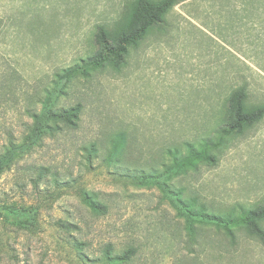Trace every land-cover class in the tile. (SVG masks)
Wrapping results in <instances>:
<instances>
[{"label":"rangeland","instance_id":"obj_1","mask_svg":"<svg viewBox=\"0 0 264 264\" xmlns=\"http://www.w3.org/2000/svg\"><path fill=\"white\" fill-rule=\"evenodd\" d=\"M127 2H0V158L11 150L0 170V264H264V244L245 225L229 232L194 214L197 204L216 213L264 205V116L242 134L219 130L234 87L247 84L248 102L264 104V74L195 32L177 6L122 68L93 66L104 53L98 27L114 26ZM46 102L81 112L74 125L34 133ZM208 139L215 160L165 189L143 177L164 169L171 148L185 155ZM128 249V261L104 256Z\"/></svg>","mask_w":264,"mask_h":264},{"label":"trees","instance_id":"obj_2","mask_svg":"<svg viewBox=\"0 0 264 264\" xmlns=\"http://www.w3.org/2000/svg\"><path fill=\"white\" fill-rule=\"evenodd\" d=\"M180 1L182 0H128L114 26L98 27L97 41L102 45L104 53H100L99 57L94 59L93 66H99L104 61L112 60L117 69L122 68L126 64V57L130 48L139 46L147 36L154 32L155 27H161L165 22L167 13ZM247 97L248 93L246 88L240 87L235 89L228 98L225 119H223V124L227 127H224L222 124L221 129L219 128L222 133L220 138L223 137V134H242L246 130L254 127L263 117L264 105H253L247 101ZM80 112V105L54 111L46 102L40 113L33 114L35 121L34 133H38L40 130L42 132L57 130L60 122L74 125L75 119L79 117ZM210 139L206 142H199L198 144L189 143L185 145L187 151L185 155H181V148H171L169 150L170 162L165 164L164 169L161 171L155 170L148 175L144 174L143 177L145 179L158 178L162 180L163 188L165 189L169 184V179L181 170L195 165L200 160H215V155L210 152L213 146ZM125 140L126 134L124 132L119 133L110 151V156L117 153L121 144L124 146ZM96 151L95 145L87 149L90 161ZM10 152L11 150L9 149L7 154L0 158V170L6 164ZM83 199L93 211L101 212L105 210L104 204L93 194L84 193ZM189 202L193 206L196 205V200L192 199L187 203H183L186 205V208H188ZM196 206H199V208L194 214L200 215V217L223 227L229 232H233V228L237 226L245 225L249 232L258 236L264 244V229L262 227L264 205H257L250 208L248 206H241L238 203L235 206H230L225 209L227 213H223L222 211L218 213L210 212L204 204H197ZM23 214L21 211L16 213L17 217ZM27 215V219H31V215L29 213ZM132 252L131 249H128L123 254L113 255L111 250H107L104 256L106 260L111 262H123L131 259Z\"/></svg>","mask_w":264,"mask_h":264},{"label":"crops","instance_id":"obj_3","mask_svg":"<svg viewBox=\"0 0 264 264\" xmlns=\"http://www.w3.org/2000/svg\"><path fill=\"white\" fill-rule=\"evenodd\" d=\"M175 6L193 24L195 32L222 44L221 48L229 49L241 62L245 60V65L264 74V0H182ZM163 26L155 27L154 32L164 29ZM240 87L246 88L248 101L247 84L234 87L228 98Z\"/></svg>","mask_w":264,"mask_h":264}]
</instances>
